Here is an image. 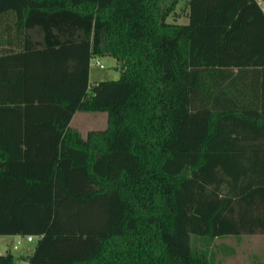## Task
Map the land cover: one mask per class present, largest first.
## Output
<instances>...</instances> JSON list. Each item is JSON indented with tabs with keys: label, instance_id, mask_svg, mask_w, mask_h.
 <instances>
[{
	"label": "trees",
	"instance_id": "1",
	"mask_svg": "<svg viewBox=\"0 0 264 264\" xmlns=\"http://www.w3.org/2000/svg\"><path fill=\"white\" fill-rule=\"evenodd\" d=\"M178 1L0 0V235L40 234L0 264H214L213 238L264 233V11ZM97 55L120 76L90 85Z\"/></svg>",
	"mask_w": 264,
	"mask_h": 264
},
{
	"label": "rangeland",
	"instance_id": "2",
	"mask_svg": "<svg viewBox=\"0 0 264 264\" xmlns=\"http://www.w3.org/2000/svg\"><path fill=\"white\" fill-rule=\"evenodd\" d=\"M186 1L181 2L178 10L172 11L168 20H177V15L182 20L186 11ZM176 7V6H175ZM103 64L100 66L96 61ZM117 66V69L114 67ZM121 63L117 62L111 55H97L92 57L90 65V81L93 85L98 80L116 79L120 76ZM88 117L78 112L75 117V124L83 135L89 129L103 128L106 125L107 112L91 111ZM17 236L0 235V253L7 250L14 251L16 262L21 263L20 257L24 251L29 252L35 246V242L27 241L25 236L19 237L17 247H14ZM17 242V241H16ZM192 243L196 247L204 245L202 239L192 235ZM210 255L214 264H264V234L263 233H242L240 235H224L213 238L209 243Z\"/></svg>",
	"mask_w": 264,
	"mask_h": 264
},
{
	"label": "crops",
	"instance_id": "3",
	"mask_svg": "<svg viewBox=\"0 0 264 264\" xmlns=\"http://www.w3.org/2000/svg\"><path fill=\"white\" fill-rule=\"evenodd\" d=\"M184 0H179L178 2H177V4H176V7L173 9V11L174 10H178V6H180L181 5V2H183ZM175 18H178L177 20L175 19V21H177V22H181V23H185V22H187L188 21V16H187V11H185V14H183V16H182V20L180 19V16L179 15H177ZM34 38L36 39V40H42V31H41V29L40 28H38V25H36L35 27H34ZM0 47H2V48H5V50H9V49H13V48H11L10 47V45H8V44H3L2 46H0ZM14 47V46H13ZM15 48V47H14ZM3 52L2 50H0V54H6V53H8V52ZM15 51H16V49H15ZM59 59H57V58ZM113 57V56H112ZM114 59H115V61L117 62V59L115 58V57H113ZM60 59H61V57L59 56V55H56V56H51V55H47V54H44V55H42V57H41V59H38V62L39 61H42V63H44V64H47V63H52L51 61H53V60H55V61H53V62H56V60H58V63L60 62ZM92 59V58H91ZM91 59H90V61H89V73H88V76H89V84L91 85V81H90V65H91ZM67 63H68V58H67ZM58 65V64H57ZM61 67V66H60ZM115 69H117V66H115L114 67ZM58 73V75H60V73H61V71H58L57 72ZM89 89V88H88ZM78 112H82V114H83V116L84 117H88L89 115V112H91V111H84V110H78V111H76V112H74V114H73V116H72V118H71V120H70V125L72 126V127H76V128H78L77 126H76V124H75V117H76V114L78 113ZM79 129V128H78ZM80 130V129H79ZM264 234V233H263ZM1 235H3V234H1ZM4 235H11V236H18V234H4ZM36 243V242H35ZM33 249H34V247H33ZM33 249L31 250L30 249V251L29 252H27V251H24L23 252V254H29V253H31L32 251H33ZM14 252V251H13Z\"/></svg>",
	"mask_w": 264,
	"mask_h": 264
},
{
	"label": "built area",
	"instance_id": "4",
	"mask_svg": "<svg viewBox=\"0 0 264 264\" xmlns=\"http://www.w3.org/2000/svg\"><path fill=\"white\" fill-rule=\"evenodd\" d=\"M257 2L260 4L261 8L263 9L264 11V0H257ZM100 66H103V64L101 62H99L98 60L96 61ZM20 236H25L26 240L27 241H30V242H36L37 239L40 237V234H25V235H21V234H18V239L15 240V243H14V247H17L18 245V242L20 241L19 240V237ZM17 241V242H16ZM4 253V252H3ZM25 264V263H23Z\"/></svg>",
	"mask_w": 264,
	"mask_h": 264
}]
</instances>
